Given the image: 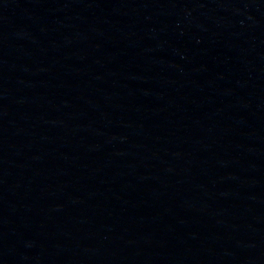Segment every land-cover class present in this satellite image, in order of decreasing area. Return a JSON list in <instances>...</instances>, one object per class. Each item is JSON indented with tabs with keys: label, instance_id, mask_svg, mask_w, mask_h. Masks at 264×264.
<instances>
[{
	"label": "water",
	"instance_id": "water-1",
	"mask_svg": "<svg viewBox=\"0 0 264 264\" xmlns=\"http://www.w3.org/2000/svg\"><path fill=\"white\" fill-rule=\"evenodd\" d=\"M261 0H0V264H120Z\"/></svg>",
	"mask_w": 264,
	"mask_h": 264
}]
</instances>
